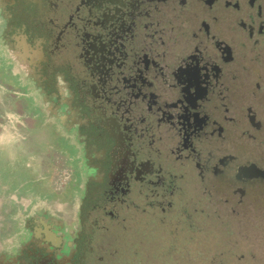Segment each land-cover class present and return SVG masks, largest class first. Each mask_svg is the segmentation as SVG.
<instances>
[{"label":"flooded vegetation","instance_id":"af4514ba","mask_svg":"<svg viewBox=\"0 0 264 264\" xmlns=\"http://www.w3.org/2000/svg\"><path fill=\"white\" fill-rule=\"evenodd\" d=\"M0 52L71 163L0 264H184L264 227V0H0Z\"/></svg>","mask_w":264,"mask_h":264},{"label":"rangeland","instance_id":"374dc122","mask_svg":"<svg viewBox=\"0 0 264 264\" xmlns=\"http://www.w3.org/2000/svg\"><path fill=\"white\" fill-rule=\"evenodd\" d=\"M8 79L13 81L11 76ZM8 90V95L12 94L10 88ZM18 92L22 94L18 97V103L9 104L7 110L16 113L18 121L8 115L7 128L15 139L13 142H22L29 152L24 153L23 157L18 153L14 156L16 162L13 164L0 165V246L4 235L14 229L12 213L15 209L11 208L15 200H21L24 192H31L34 188L49 192L50 201L60 207L68 200L69 194L68 184L65 183L71 169L67 151L51 128L42 123L25 91L22 89ZM29 154L39 157L36 161V165L40 166L39 181L34 180L38 177L39 167L26 165ZM253 233L257 237L254 235L252 238ZM194 255L195 258H187L185 253L184 264H264V227L251 232L233 226L229 241L223 244H199Z\"/></svg>","mask_w":264,"mask_h":264},{"label":"crops","instance_id":"0c3cea01","mask_svg":"<svg viewBox=\"0 0 264 264\" xmlns=\"http://www.w3.org/2000/svg\"><path fill=\"white\" fill-rule=\"evenodd\" d=\"M9 76H11L13 81H10L8 79ZM16 79L17 77L14 68L9 65V62L5 57H3L0 52V165H6V163L8 162L9 164H13L14 162H16L14 156L18 155V153H21V156L23 157L24 153L29 152V150L26 149L22 142H18L19 144L17 142H13V140L15 139L7 128L6 119L8 115L11 116L12 120L16 121H18L19 117L16 113H9L7 111L8 105L13 103L17 104L20 99L18 97L22 95H20L18 92V90L22 89L19 88ZM8 88H10V91L12 93L10 95H8ZM42 123L44 124V122ZM28 157V164L26 163V165H31L32 168L36 167V161L39 159V157H35L33 154H29ZM37 167H39L37 168L38 177L34 179L35 181H39L40 178V166ZM31 190V192L30 190L24 192L21 200H15L14 205H16L17 208H23L29 204L37 203L40 201L54 205V203L50 201L51 195L49 194V192H41L36 188Z\"/></svg>","mask_w":264,"mask_h":264}]
</instances>
